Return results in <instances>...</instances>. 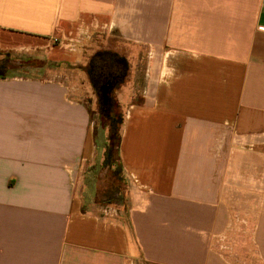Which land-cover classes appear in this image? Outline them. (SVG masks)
<instances>
[{"label":"crops","instance_id":"0c3cea01","mask_svg":"<svg viewBox=\"0 0 264 264\" xmlns=\"http://www.w3.org/2000/svg\"><path fill=\"white\" fill-rule=\"evenodd\" d=\"M101 33L146 59L119 147L131 207L110 214L105 148L54 71ZM0 52L42 60L0 77V264H235L215 243L240 203L264 264V0H0Z\"/></svg>","mask_w":264,"mask_h":264},{"label":"rangeland","instance_id":"374dc122","mask_svg":"<svg viewBox=\"0 0 264 264\" xmlns=\"http://www.w3.org/2000/svg\"><path fill=\"white\" fill-rule=\"evenodd\" d=\"M74 44V42H64L63 50L66 52V61L61 62L59 67L54 68L56 69L54 71L65 76L67 86L75 89L73 92L80 96L81 101L87 107L91 123L95 128L99 148L105 147V140L110 133L114 135L113 157L116 160L123 126L119 121L123 118L124 122L127 103L132 100V96L136 97L142 85V78L145 74V55L139 54L129 44L117 39L107 43L105 33L96 34L91 39L81 42L80 45L73 46ZM35 54L0 52V62L6 64L10 61L18 66L11 67L10 71L0 69V74L11 75L13 73V75L29 77L38 75L39 71L35 73L31 70L21 69L34 63L37 65L42 63V60L36 57L37 53ZM100 72L111 73L114 79H119L118 85L114 86L112 90H108L107 94L98 88L94 77ZM109 110L110 113H108ZM103 162L104 155L97 166L92 169L94 183H98L99 186L96 203L102 209L125 212L131 207L132 188L130 182L124 177L122 169L116 161L110 168L103 166ZM87 181L89 180L87 179ZM246 209H249V205L244 203L234 207L237 212L236 215L233 214V226L229 236L217 240L215 245L228 256L230 255V258H234V260H230L232 263L262 264L252 240L253 217L243 216ZM113 211L112 213H115ZM224 247L226 248L224 249Z\"/></svg>","mask_w":264,"mask_h":264},{"label":"trees","instance_id":"16d2710c","mask_svg":"<svg viewBox=\"0 0 264 264\" xmlns=\"http://www.w3.org/2000/svg\"><path fill=\"white\" fill-rule=\"evenodd\" d=\"M12 65H14V64H12V62H10V61L7 62L6 64H5V62H0V69H4L6 71V70H9V69H12L13 68ZM4 75H5V73L4 74L1 73L0 77H2ZM94 77H95L96 82L98 84V88L100 90H102L103 93H106V94H107L108 90H112L114 88V86L118 85L117 83H119V79H114L113 75L111 73H108V72H106V73L100 72L99 74L95 75ZM110 112L111 111L109 110L108 113H110ZM119 123L123 124V118L119 121ZM113 139H114V135L112 133H110L108 138H107V140H106L105 147H104L105 148V152H104L103 166L110 168V167H112V165L116 161L118 166L122 169V165H121L120 157H119V147H120L121 137L119 139L118 156L116 157L117 158L116 160L113 157ZM96 143L98 145L97 137H96ZM122 172H123V170H122Z\"/></svg>","mask_w":264,"mask_h":264},{"label":"built area","instance_id":"2783aa9c","mask_svg":"<svg viewBox=\"0 0 264 264\" xmlns=\"http://www.w3.org/2000/svg\"><path fill=\"white\" fill-rule=\"evenodd\" d=\"M150 58H152V55L150 54ZM105 213L110 214L112 211H109V209H104ZM115 212V211H114Z\"/></svg>","mask_w":264,"mask_h":264}]
</instances>
